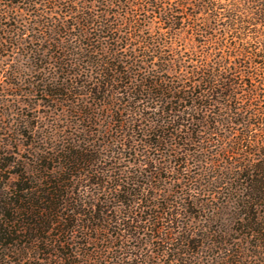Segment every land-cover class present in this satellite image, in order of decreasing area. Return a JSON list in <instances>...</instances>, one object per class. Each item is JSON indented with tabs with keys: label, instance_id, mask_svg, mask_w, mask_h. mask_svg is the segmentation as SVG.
Wrapping results in <instances>:
<instances>
[{
	"label": "trees",
	"instance_id": "16d2710c",
	"mask_svg": "<svg viewBox=\"0 0 264 264\" xmlns=\"http://www.w3.org/2000/svg\"><path fill=\"white\" fill-rule=\"evenodd\" d=\"M263 26L264 0H0V264H264Z\"/></svg>",
	"mask_w": 264,
	"mask_h": 264
},
{
	"label": "rangeland",
	"instance_id": "374dc122",
	"mask_svg": "<svg viewBox=\"0 0 264 264\" xmlns=\"http://www.w3.org/2000/svg\"><path fill=\"white\" fill-rule=\"evenodd\" d=\"M122 1L124 2L127 0ZM105 7L106 6H103L100 3L97 4L96 9L101 11ZM183 10L185 13L191 16V20L189 19L190 21H188V23L182 28L180 24H177L173 32L175 39V48L180 57H182L183 60L186 61L190 60V58H197L206 52H210V21L207 22L205 20L203 21L202 19L197 18L200 14L205 12V7L202 8L196 2L190 3L188 1H185ZM110 11H113V8H110ZM121 12L123 13L122 10ZM206 13L207 12H205L204 14ZM163 26H165L164 23H152V25L149 27V30L151 33L155 34L159 29H162ZM262 30H264V26ZM6 54H8L7 56H10L7 64L13 63L14 60L18 58V56H15V54H13L11 51H7ZM10 260H14V257L11 256Z\"/></svg>",
	"mask_w": 264,
	"mask_h": 264
}]
</instances>
